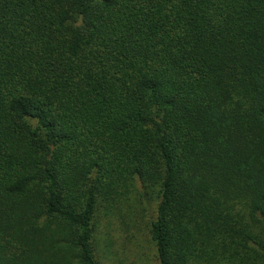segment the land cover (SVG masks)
<instances>
[{
	"label": "trees",
	"instance_id": "obj_1",
	"mask_svg": "<svg viewBox=\"0 0 264 264\" xmlns=\"http://www.w3.org/2000/svg\"><path fill=\"white\" fill-rule=\"evenodd\" d=\"M264 264V0H0V264Z\"/></svg>",
	"mask_w": 264,
	"mask_h": 264
},
{
	"label": "rangeland",
	"instance_id": "obj_2",
	"mask_svg": "<svg viewBox=\"0 0 264 264\" xmlns=\"http://www.w3.org/2000/svg\"><path fill=\"white\" fill-rule=\"evenodd\" d=\"M153 217L154 205H149L130 222L117 215L103 221L99 228L102 264H156L149 232Z\"/></svg>",
	"mask_w": 264,
	"mask_h": 264
}]
</instances>
